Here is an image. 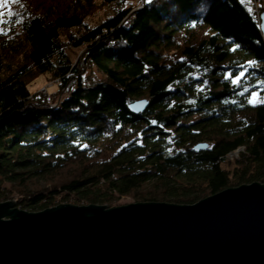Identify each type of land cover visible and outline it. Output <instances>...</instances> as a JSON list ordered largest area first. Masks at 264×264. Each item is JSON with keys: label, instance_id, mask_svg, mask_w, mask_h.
Here are the masks:
<instances>
[{"label": "trees", "instance_id": "obj_1", "mask_svg": "<svg viewBox=\"0 0 264 264\" xmlns=\"http://www.w3.org/2000/svg\"><path fill=\"white\" fill-rule=\"evenodd\" d=\"M98 3L121 6L107 21L119 25L73 63L67 48L92 32ZM125 4L19 0L3 12L0 203L16 195L27 212L58 198L193 205L264 184V35L254 1ZM43 76L56 83L51 95H67L57 108L30 90ZM141 101L145 109L132 112Z\"/></svg>", "mask_w": 264, "mask_h": 264}, {"label": "water", "instance_id": "obj_2", "mask_svg": "<svg viewBox=\"0 0 264 264\" xmlns=\"http://www.w3.org/2000/svg\"><path fill=\"white\" fill-rule=\"evenodd\" d=\"M261 19L264 34V12ZM145 107L137 102L131 111ZM16 202L0 203V264H264L261 183L193 205L60 204L27 212Z\"/></svg>", "mask_w": 264, "mask_h": 264}, {"label": "rangeland", "instance_id": "obj_3", "mask_svg": "<svg viewBox=\"0 0 264 264\" xmlns=\"http://www.w3.org/2000/svg\"><path fill=\"white\" fill-rule=\"evenodd\" d=\"M145 1L146 0H126L125 8H133L134 6H140ZM253 1L255 4L254 8L256 10V14L260 21V28H261V23H262L261 15L264 12V0H253ZM8 5L9 4H6L3 6V8H0V11L4 12L8 8ZM120 7H121L120 5H115V4L111 6H107V5L100 4V3L97 4L96 12L92 14L89 18H87V24L89 28H91L92 32L89 35L85 36L84 38L72 43L67 48V54L73 63H77L79 60L83 59L85 49L93 48L101 38L107 36L109 33H111L112 30L118 27L119 22H120L118 18L110 22H107V21L110 17H112L115 14L117 10L120 9ZM85 74L91 77H94L96 81L101 79V76L96 72V70H93V69L90 70L88 68ZM56 89H57L56 83L53 81L46 80L44 76L37 79L30 86V90L32 93H39L42 96L48 97L49 103L53 108H57L58 105L61 103V101L67 96L65 93H61L59 95H51V93L55 92ZM255 99H258V97L256 96ZM240 151L242 152V149H240ZM237 156H239V153ZM237 158L239 157H234L233 159H237ZM233 159H230L229 155H227V162H230ZM10 200H13L14 202H16L17 196L13 195V197L11 199H8L7 201H10ZM17 203L18 201L16 202V204ZM132 203H135V202L131 197H122V198L117 197L113 207L125 206V205H129ZM60 204L75 205V202L72 199L63 201L62 199L58 198L57 200L54 201V204H53L54 206H51L50 208L56 207ZM75 206H83V205H75ZM108 208H111V207H108Z\"/></svg>", "mask_w": 264, "mask_h": 264}, {"label": "snow or ice", "instance_id": "obj_4", "mask_svg": "<svg viewBox=\"0 0 264 264\" xmlns=\"http://www.w3.org/2000/svg\"><path fill=\"white\" fill-rule=\"evenodd\" d=\"M147 2H151V0H147ZM19 3V0H0V8H3L4 5L6 4H16ZM4 13L2 11H0V17H3ZM3 21L0 20V23H2ZM0 31H2V29H0ZM255 95V94H254Z\"/></svg>", "mask_w": 264, "mask_h": 264}, {"label": "built area", "instance_id": "obj_5", "mask_svg": "<svg viewBox=\"0 0 264 264\" xmlns=\"http://www.w3.org/2000/svg\"><path fill=\"white\" fill-rule=\"evenodd\" d=\"M240 149H242V148H239V149L233 151L232 153H230L229 154L230 159H233L234 157H238L237 155L240 152Z\"/></svg>", "mask_w": 264, "mask_h": 264}, {"label": "bare ground", "instance_id": "obj_6", "mask_svg": "<svg viewBox=\"0 0 264 264\" xmlns=\"http://www.w3.org/2000/svg\"><path fill=\"white\" fill-rule=\"evenodd\" d=\"M17 208V207H16Z\"/></svg>", "mask_w": 264, "mask_h": 264}]
</instances>
